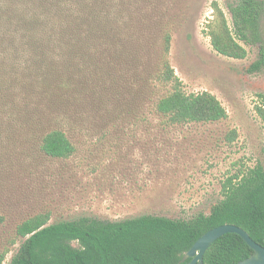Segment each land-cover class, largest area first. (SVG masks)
I'll return each mask as SVG.
<instances>
[{
  "label": "trees",
  "instance_id": "obj_1",
  "mask_svg": "<svg viewBox=\"0 0 264 264\" xmlns=\"http://www.w3.org/2000/svg\"><path fill=\"white\" fill-rule=\"evenodd\" d=\"M159 1L0 0V185L11 167L5 155L10 146L35 140L45 157L69 159L76 153L69 133L80 120L89 117L99 127L95 133L102 132L120 107L136 118L148 109L171 125L227 118L211 93L183 90L169 64L171 35L158 14ZM262 6L257 0L229 5L232 31L213 3L214 18L206 26L213 50L244 59L239 41L253 43ZM247 71H264L263 48ZM260 98L255 112L264 123ZM221 195L208 214L186 220L143 214L50 224L49 212L36 213L13 226L11 241L0 243V264H186L180 261L192 245L225 224L264 247V157L226 178ZM251 253L238 235L226 234L205 252L203 264H237Z\"/></svg>",
  "mask_w": 264,
  "mask_h": 264
},
{
  "label": "rangeland",
  "instance_id": "obj_2",
  "mask_svg": "<svg viewBox=\"0 0 264 264\" xmlns=\"http://www.w3.org/2000/svg\"><path fill=\"white\" fill-rule=\"evenodd\" d=\"M257 1L264 8V0ZM235 2H157L171 35L169 64L183 90L211 93L227 118L171 125L148 109L136 118L120 107L102 132L95 133L93 127H99L89 117L80 120L69 133L76 146L69 159L45 157L35 140L10 146L5 155L11 167L0 185V243L11 241L19 221L44 211L51 215L50 224L81 216L116 221L151 214L186 220L208 214L222 199L226 178L262 162L264 123L255 106L264 95V71L247 70L264 49V12L253 43L239 41L247 52L242 60L218 55L207 36L213 3L234 30L229 5ZM20 242L10 248L6 262Z\"/></svg>",
  "mask_w": 264,
  "mask_h": 264
},
{
  "label": "water",
  "instance_id": "obj_3",
  "mask_svg": "<svg viewBox=\"0 0 264 264\" xmlns=\"http://www.w3.org/2000/svg\"><path fill=\"white\" fill-rule=\"evenodd\" d=\"M226 234L238 235L252 251L248 258L237 264H264V247L254 242L241 228L227 224L215 227L203 234L185 253L180 262L188 260L186 264H203L205 252L216 240Z\"/></svg>",
  "mask_w": 264,
  "mask_h": 264
}]
</instances>
